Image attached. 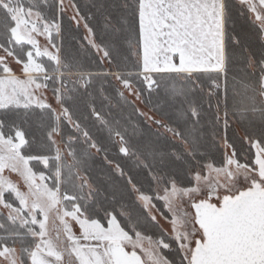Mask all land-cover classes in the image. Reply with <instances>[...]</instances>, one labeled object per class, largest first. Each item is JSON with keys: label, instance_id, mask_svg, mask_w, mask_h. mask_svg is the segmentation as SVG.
<instances>
[{"label": "snow or ice", "instance_id": "snow-or-ice-1", "mask_svg": "<svg viewBox=\"0 0 264 264\" xmlns=\"http://www.w3.org/2000/svg\"><path fill=\"white\" fill-rule=\"evenodd\" d=\"M0 264H264V0H0Z\"/></svg>", "mask_w": 264, "mask_h": 264}]
</instances>
